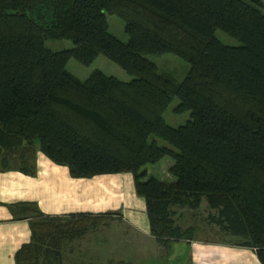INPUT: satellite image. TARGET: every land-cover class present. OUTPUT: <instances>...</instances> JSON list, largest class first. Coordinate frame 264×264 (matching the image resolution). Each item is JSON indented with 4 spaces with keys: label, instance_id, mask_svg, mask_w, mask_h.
<instances>
[{
    "label": "trees",
    "instance_id": "16d2710c",
    "mask_svg": "<svg viewBox=\"0 0 264 264\" xmlns=\"http://www.w3.org/2000/svg\"><path fill=\"white\" fill-rule=\"evenodd\" d=\"M262 5V0H0V169L17 163L34 175L37 147L73 177L130 171L157 242H189L195 227L176 221L177 208L196 209L204 199L212 209L206 221L240 236L233 244L252 248L264 264ZM106 13L123 19L126 41L109 31ZM216 28L239 43H224ZM49 38L70 39L72 46L53 50L45 44ZM163 52L190 64L180 81L158 71L146 56ZM99 53L133 77L124 80L96 68L81 79L66 68L70 57L88 64ZM173 96L176 112L190 111L179 125L162 115ZM152 133L169 145L149 140ZM165 155L173 158L172 177H145V164ZM8 206L12 218L27 219L30 229L29 239L13 253L15 264L55 259L60 264L64 241L121 213L49 214L34 200Z\"/></svg>",
    "mask_w": 264,
    "mask_h": 264
},
{
    "label": "rangeland",
    "instance_id": "374dc122",
    "mask_svg": "<svg viewBox=\"0 0 264 264\" xmlns=\"http://www.w3.org/2000/svg\"><path fill=\"white\" fill-rule=\"evenodd\" d=\"M262 4L264 10V0H262ZM106 16L109 31L121 40L126 41L128 33L124 29L123 19L117 14L106 13ZM214 33L224 43H239L238 39L220 28H216ZM45 44L53 50L72 46L71 40L67 38H49L45 40ZM146 56L157 64L158 71L170 74L177 82L183 78L190 66L185 59L172 52L147 53ZM66 68L81 79H84L96 68L124 80L133 77L121 65L102 53H99L88 64L82 63L75 57H70L66 62ZM177 103L178 97L173 96L162 113L165 121L172 125L182 124L190 118L189 110L182 112L174 110ZM148 139H156L159 144L169 145L167 140L154 133L150 134ZM36 152L37 147L32 153L34 162L37 157ZM172 162L173 158L170 155H165L155 162L145 164V177L154 175L161 179L171 178L172 174L169 172V166ZM123 176L124 202L122 208L110 209L118 210L121 213L105 219L80 236L64 241L61 247L62 258L60 264H114L123 262L128 264H190L188 245L185 241L175 240L170 246H164L150 237L142 236V233H138V229L130 223L128 214L133 215L134 207L136 212H140L143 198L135 191L132 173L125 171ZM99 179L100 182H105V179L101 177ZM137 201L141 202V207L137 205ZM137 207H139L138 210ZM210 210L212 209L208 208L206 201L203 199L196 209L178 207L175 218L182 227L193 225L196 239L224 241L230 244L242 239L240 236L226 234L216 224L207 222L206 216ZM123 212L125 217H123ZM56 262L55 259L52 263L55 264ZM38 264H48V262H39Z\"/></svg>",
    "mask_w": 264,
    "mask_h": 264
},
{
    "label": "crops",
    "instance_id": "0c3cea01",
    "mask_svg": "<svg viewBox=\"0 0 264 264\" xmlns=\"http://www.w3.org/2000/svg\"><path fill=\"white\" fill-rule=\"evenodd\" d=\"M36 154L34 175L17 169V163L11 164L9 169H0V264H15L14 251L30 237L28 220L12 218L8 203L34 200L43 212L61 214L74 210L119 209L124 202L125 172L73 177L66 165L55 163L39 149ZM100 177L105 182H100ZM140 204L137 201V205ZM133 210V215L128 214L130 223L142 236L155 240L149 232L144 200L139 213L135 207ZM122 214L125 217V213ZM182 241L188 245L190 264H262L250 247L195 237L189 242Z\"/></svg>",
    "mask_w": 264,
    "mask_h": 264
}]
</instances>
